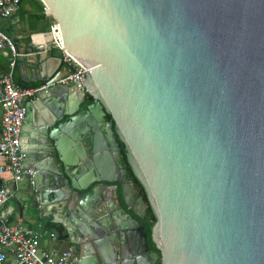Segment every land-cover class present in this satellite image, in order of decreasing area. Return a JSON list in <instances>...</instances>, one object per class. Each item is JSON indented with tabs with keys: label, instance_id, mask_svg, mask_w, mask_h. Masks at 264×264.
Here are the masks:
<instances>
[{
	"label": "water",
	"instance_id": "1",
	"mask_svg": "<svg viewBox=\"0 0 264 264\" xmlns=\"http://www.w3.org/2000/svg\"><path fill=\"white\" fill-rule=\"evenodd\" d=\"M40 1L64 50L91 67L76 94L56 83L27 102L71 121L48 132L74 193L93 185L85 200L97 194L105 213L123 204L151 223L161 264H264V0ZM42 63L49 81L69 73L50 51ZM34 177L43 202L68 206L52 166ZM103 183L113 190L93 191ZM65 222L57 231L70 240ZM138 233L129 261L123 244L110 251L90 233L95 252L76 264H150Z\"/></svg>",
	"mask_w": 264,
	"mask_h": 264
},
{
	"label": "built area",
	"instance_id": "2",
	"mask_svg": "<svg viewBox=\"0 0 264 264\" xmlns=\"http://www.w3.org/2000/svg\"><path fill=\"white\" fill-rule=\"evenodd\" d=\"M21 0H0V16H10ZM43 9L47 7L43 5ZM48 35L51 46L62 53V60L68 66L69 73L55 81L44 82L30 87L17 85L11 74L2 73L0 69V177L4 182L0 184V261L4 259V249H8L14 258V264H76L78 258L72 247L61 251L55 249H40V239L45 235L21 222L8 221L6 202L12 197V191L7 181L16 184L27 180L35 185L34 167L26 161V155L21 145V126L27 113V102L37 93L56 83L82 87V74L91 69L83 68L74 60L63 47L61 34L57 22H51ZM9 52L13 57L19 55L13 40L0 30V52ZM14 64V61H12ZM49 236L54 239L56 233Z\"/></svg>",
	"mask_w": 264,
	"mask_h": 264
},
{
	"label": "flooded vegetation",
	"instance_id": "3",
	"mask_svg": "<svg viewBox=\"0 0 264 264\" xmlns=\"http://www.w3.org/2000/svg\"><path fill=\"white\" fill-rule=\"evenodd\" d=\"M65 86L68 88L67 90L70 93L72 92L73 94H76L75 92L77 91L75 86ZM62 89L63 87L61 86L54 87L53 91H50L49 94L43 93V97L45 98L47 95V100H51L53 97H57L56 92ZM59 101L67 102V100L62 99V97L59 99ZM46 104L47 103L44 101H33L30 106L27 107V113L21 126V145L26 155L27 163L34 167V174L38 173V168L40 166H52L55 172V177L58 179L57 188L59 192L63 196L64 201L65 198L68 197V206L66 207V212L63 216V220L66 221L65 224L68 226V228L72 229L70 240L65 239L69 243L68 247H72L77 258L79 253H89L86 255V257H90L91 251L95 252V247L91 240V234H93L94 236H97V239L101 241L102 245L107 246L110 251H115L118 244H123L122 248L124 252L127 253L125 260L129 261L132 255L131 251L134 250L133 245L136 244L139 236L138 229L140 226H142L146 232L148 252L151 253L149 262L150 264H161L160 253L156 249L151 239V223L136 217V215L130 210L126 209L123 204H121V207L118 208V213L120 211V216L117 215L116 217L109 215V213H105L104 210L99 207V205H97V202H100L96 199L97 191L101 193L112 191V186H110L111 183L101 184L102 189H100V191L98 190L99 185L94 184L96 187L93 191L96 192L94 193L96 196L90 201L85 200L84 194H87L93 185L90 188L83 190V195L74 193L73 189L69 187L68 179L69 176L73 175L72 168L61 169L60 164L55 159L57 151L48 131L51 128H56L53 132L55 134V132H57V125H60L62 122L67 124V122L70 123L71 121L69 119L66 120L64 117L59 121L50 118ZM50 124L54 125L51 126ZM57 135H65V137H68V133H57ZM78 142L79 146L81 147L80 149L82 151H86L87 143L85 134L79 138ZM83 175H85V173ZM39 177L40 174L38 175V178ZM45 177L48 179L50 176L45 175ZM134 195H138V192H136ZM84 206H94L96 209L95 213H100L99 219H101V222H103L105 224L104 226L106 227L99 225L97 222H92L91 224L90 221H93V217L95 216L93 214L95 213L93 212L92 214L88 211H84ZM126 211L130 214L129 218L126 216ZM85 216L91 220L87 219ZM123 218H125L124 221ZM134 218H137L140 221V224H138L137 220ZM114 220L116 223L119 222L123 225L126 224L128 226L127 231L123 232L122 228L117 229L114 227ZM80 226L86 227L90 232L83 231ZM107 231L108 234H106ZM64 235L65 234H63V237Z\"/></svg>",
	"mask_w": 264,
	"mask_h": 264
},
{
	"label": "crops",
	"instance_id": "4",
	"mask_svg": "<svg viewBox=\"0 0 264 264\" xmlns=\"http://www.w3.org/2000/svg\"><path fill=\"white\" fill-rule=\"evenodd\" d=\"M39 1L21 0L10 16H0V30L13 40L19 53L13 57L7 51L0 52V69L2 73L11 74L13 81L21 87L33 86L47 80L42 77V61L48 56L49 51L55 55H57L55 52L59 51L51 46L49 29L43 30L44 23L31 22L30 20L36 2ZM61 72L64 73V70ZM4 178H8L7 175H4L3 178L0 177V184L4 182ZM7 186L13 194L5 205V208L8 209V221L10 223L20 221L24 226L44 233L45 235L40 239L41 250L61 251L67 248L69 243L64 239V233L57 231L63 221L66 208L59 202H43L39 197L41 194L27 180L19 181L16 184L7 181ZM36 195L40 202H37ZM51 232L56 233V238L52 239L49 236ZM3 253L5 257L0 261V264H14L11 252L4 249Z\"/></svg>",
	"mask_w": 264,
	"mask_h": 264
},
{
	"label": "trees",
	"instance_id": "5",
	"mask_svg": "<svg viewBox=\"0 0 264 264\" xmlns=\"http://www.w3.org/2000/svg\"><path fill=\"white\" fill-rule=\"evenodd\" d=\"M31 22H41V23H44V26H43V30H48L49 29V24L50 22H53V19L51 16H47L45 14V11L43 9V5L41 4V2H36V6H35V9L33 11V13L31 14ZM57 53V55L59 56H62V53L60 51H57L55 52ZM38 85V84H36ZM36 85H33V86H36ZM30 87V86H29Z\"/></svg>",
	"mask_w": 264,
	"mask_h": 264
}]
</instances>
